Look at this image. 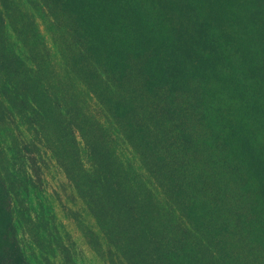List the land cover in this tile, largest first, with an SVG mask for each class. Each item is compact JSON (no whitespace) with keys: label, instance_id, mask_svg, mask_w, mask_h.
I'll return each mask as SVG.
<instances>
[{"label":"trees","instance_id":"16d2710c","mask_svg":"<svg viewBox=\"0 0 264 264\" xmlns=\"http://www.w3.org/2000/svg\"><path fill=\"white\" fill-rule=\"evenodd\" d=\"M36 1L40 15L50 20L52 7L46 0ZM97 1L100 9L98 16L102 19L97 23L102 22L101 27L111 25V30L120 32L122 36L116 32L117 38L120 40L122 37V40L127 41L126 48L134 59L133 66L118 67L123 63L124 55L118 52V48L115 51L112 50L109 62H106V72L111 76L112 83L107 91L111 96H105L103 100L99 98L100 101H98L100 92L96 95L88 87L80 86L78 94L83 96L86 103H92L89 108L95 114L89 117L79 113L78 108L71 104L75 98L69 102L65 101L72 109L62 111L59 107L60 101L51 95L48 88H38L34 91L25 80L21 81L22 84L20 82L13 84L9 78L11 77L10 66L4 64V61L10 59L2 51V55L0 54V123L11 127L13 133L16 132L12 140L16 141L17 151L22 158H26L27 162L33 160L31 158L33 150L40 151L42 148L45 152L52 149L49 140L52 142L53 139L51 136L48 137L49 130H52L55 136L58 133L67 136L68 147L65 151L75 150L79 169L84 172L89 181L84 197L87 198V194L90 197L87 202L106 242V250L102 252V256L106 257L108 264H180V259L184 260L186 253L187 262L191 264H236L231 256L229 260L226 259L228 243L225 240L215 241L221 230L235 234L234 229L237 226H234V223L242 222L243 225L250 223L247 215L242 214L238 208L236 215L230 214L235 206L234 197H229L232 185L246 179L247 175L239 163L237 166L221 164V162L227 163V155L222 152L217 157L212 149L221 148V144L230 157L235 155L234 159L239 156L238 145L234 143L233 146H229V140L223 138L229 134L228 130L223 135L215 133V129L222 124V121L220 123L217 121L216 116L223 114L226 118L224 112L230 110L222 106L224 101H228L230 107L231 100L239 101V104L230 110L232 115L240 119L233 132L230 131L232 136L237 130L247 129L251 132L250 138L259 139L260 133L264 139V0H236L239 2L237 6L243 5L241 21L245 29L240 28L241 22H239L236 36H231L230 32H227L223 40L230 42V39L233 41L236 37L239 38L233 43L236 48V44L241 46L240 62L238 66L232 67L233 72L228 74L229 80H225L221 85L212 82V77L219 75L214 64L216 61L214 55L219 53L206 50L208 46L216 45L213 39L205 37L206 34L204 38L199 35L204 46L201 52L195 49L197 44L196 39L193 38L184 50L178 47L172 52L168 51L160 57H155L154 50L151 51L148 46H145L144 41L135 32H129L131 26L123 22L124 15L122 16L121 10L118 9L116 0ZM129 1L135 3L139 10H134L140 14L141 18L143 17L150 29L147 21L148 14L143 10L141 2ZM5 3L6 0H0V29L5 25L8 16ZM189 6L197 23L198 18L203 15V10L192 2ZM41 16L37 18L41 20ZM88 17L90 20H97L92 10L88 13ZM33 23H35L34 28L39 30L40 23H37L35 19ZM82 26L86 27L85 24ZM198 27L205 32L206 28L201 23ZM243 31H249L250 35ZM86 33L83 38H86ZM207 34L213 35L209 32ZM225 46L213 48L224 52ZM13 64L11 69L19 75V66L24 63L15 56ZM61 70L63 74L65 72L71 78L77 79V72L73 69L69 70L65 66ZM84 72L86 74L87 70L85 69ZM117 72H122L130 77L129 79L136 80L134 84H142L141 92L132 89V82L129 79L126 80V85L119 84L118 80L112 76V74H118ZM98 79L100 77L96 74L97 82L92 84L93 87L99 85ZM144 91H147L149 98L152 96L153 102L148 108L144 105ZM70 95L77 96L74 93ZM224 95L227 96L223 100ZM87 118L96 125L94 132L89 130L94 135L91 137H85L79 133L83 131V128L78 122L82 120L85 124ZM206 123L212 126L210 134L202 130ZM23 131L26 134L33 133L34 136H24ZM113 134L120 138L123 146L131 149L133 153H135L134 147L144 148L150 145L151 141L155 142V139L162 145L159 149L153 146L151 152L156 153L157 159L163 163L146 158L148 178L141 180L137 185L142 191L141 194L124 187L115 169L112 156L104 149V138L107 144ZM220 138L224 139L223 143L219 142ZM179 139L181 143L177 141ZM257 142L263 149L264 155V141L260 139ZM160 151L163 152V156L159 154ZM165 152L167 157L164 156ZM129 154L131 155V152ZM165 160H167L168 171L164 172V175L169 177L176 175L179 180L178 188H176L178 200L184 197L183 193L187 187V215L191 213L190 208L195 197L193 190L200 191L203 185L209 182L205 181L208 171L216 170L215 166L220 164L216 175L219 178L224 176L222 194H220L225 209L223 223L209 228L211 236L206 245L201 244L202 240L196 238V231L174 204L167 201L162 207L160 205L164 191L159 177L163 176V169L160 168H163ZM151 166H155L157 170ZM216 175L215 179H218ZM76 185L79 190L82 189L79 184ZM166 190L169 192L168 187ZM144 213H150L151 216L149 226L152 231L149 232L148 237L143 234ZM183 213L185 214L184 210ZM263 226L264 220H261L259 231ZM231 227L232 230H229ZM146 240L154 245V249L150 248L149 252L144 248ZM62 249H65V246L60 248L61 254ZM196 250L201 251L200 258L193 256ZM69 262V258L65 255L64 264ZM0 264H32L17 239L11 192L1 173V168Z\"/></svg>","mask_w":264,"mask_h":264},{"label":"rangeland","instance_id":"374dc122","mask_svg":"<svg viewBox=\"0 0 264 264\" xmlns=\"http://www.w3.org/2000/svg\"><path fill=\"white\" fill-rule=\"evenodd\" d=\"M46 1L52 7L50 20L40 15L35 0H6L4 6L7 8L9 17H6V23L0 29V54L2 55L4 51L10 59L4 61V64L10 66L11 77L9 78L13 84L25 80L34 91L38 88H48L51 95L60 101L59 107L62 111L71 110L72 107L65 101L69 102L75 98L71 104L78 108L79 113L90 117L95 114L89 108L92 103H86L83 96L78 94L80 86L88 87L96 95L100 92L98 101H100L99 98L110 97L111 94L107 89L112 83L111 76L106 72V62H109L112 50L115 51L118 48V52L124 55L123 63L118 67L133 66V56L126 48L127 41L122 40V37L120 40L117 38L116 32L122 36L120 32L111 30V25L101 27L102 22L97 23L102 20L98 16L100 9L97 0ZM139 1L148 14L147 21L150 29L143 17L141 18L140 14L134 10L138 9L135 3L129 0H116V5L121 10L122 16L124 15L123 22L131 26L129 32H135L144 41L145 46H148L151 51L154 50L153 56L160 57L178 47L184 50L193 38L196 39L197 44L195 49L201 52L204 46L199 35L204 38L206 34L205 37L213 39L216 44L208 46L206 50L219 53L214 55L216 56L214 64L219 75L213 76L212 82L221 85L225 80H229L228 74L233 72L232 67L239 65L241 46L236 44V48L233 43L234 40L236 42L239 40L238 37L233 41L230 39V42H225L223 39L227 32H230L231 36H236L239 22H241L240 28L245 29L241 21L243 5L237 6L239 2L236 0ZM190 2L203 10V15L198 18L197 23L191 13ZM91 10L97 16L96 21L88 17ZM38 16L42 17L41 20L37 18ZM34 19L40 23L39 30L33 26ZM83 23L86 27L82 26ZM200 23L206 28L205 32L198 27ZM85 32H87L86 38H83ZM206 32L213 35L209 36ZM243 32L250 35L249 31ZM214 46H225L226 50L222 52L218 48H213ZM15 56L24 63L19 66V75L11 69V66H14ZM65 66L77 72L78 80L71 78L65 72L63 74L61 69ZM117 73L112 76L118 80L119 84L126 85L125 82L130 77L122 72ZM96 74L100 77L99 85L93 87L92 84L97 82ZM132 79H129L132 82V89L141 92L142 84H134L137 81ZM223 90L226 91V89ZM73 93L77 96L70 95ZM226 96H223V100ZM143 99L147 108L152 105V96L149 98L147 91H144ZM230 102L231 107L228 101H224L222 106L231 110L233 106L239 104L238 99ZM230 110L224 112L226 118L223 114L216 116L217 121L219 123L222 121V124L215 129V133L223 135L228 130L227 136L230 137L223 138L229 140V146H233L234 143L238 145L239 156L233 159L235 155L230 157L221 144V148L212 147V150L217 157L222 152L227 155V163L221 162V164L237 166L239 163V166L244 169L247 178L233 184L231 188L229 197H234L235 206L230 214L236 215L238 208L242 214L247 215L250 223L247 225H243L242 222L234 223V226H237L234 229L235 234L221 230L215 242L225 240L228 243L229 250L225 254L227 260L231 256L236 264H264V226L259 231L260 221L264 220V155L263 149L257 142L264 139L260 133L259 139L250 138L251 132L247 129L237 130L232 136L230 131L233 132L240 119L232 115ZM78 123L83 128L82 132L79 131L80 134L85 137L93 135L90 131L94 132L96 125L91 123V119L87 118L85 124L82 120ZM202 130L210 134L212 126L207 124ZM15 134L11 127L0 123V151H2L0 168L11 192L17 239L27 259L32 264H64V257L67 255L69 264H108L106 257L102 256V252L106 250V242L87 202L90 197L88 194L87 198L84 197L89 181L84 172L79 169L75 150L65 151L68 147L67 136L60 133L55 136L53 131L49 130L48 137L51 136L53 139L49 138L52 140V142L49 140L52 149L45 152L42 148L40 151L33 150V154L31 153L33 160L27 162L26 158H22L17 151L16 141L12 140ZM24 136L34 135L24 133ZM223 138L219 139L220 143L224 142ZM177 141L181 143V139ZM104 145V149L112 156L122 184L134 193L141 194L142 191L137 185L141 180L148 178L146 158L163 163L157 159L156 153L151 152L153 146L158 149L162 146L156 139L155 142L151 141L150 145L144 146L145 149L142 146L134 147L135 153L131 149H126L122 140L115 134L110 137L107 144L104 138ZM159 154L163 156L162 151ZM164 156L167 157L166 152ZM219 166L220 164L215 166L216 170L208 171L205 181L209 182H206L200 191L193 190L195 197L190 208L191 213L188 215L187 187L183 193L184 197L182 199L179 197L180 200H178L176 193L179 185L178 178L176 175L172 177L164 175V172L168 171L167 160L164 161L163 168H160L163 169V176L159 177V180L164 191L161 207L167 201L174 204L190 222L196 231V238L202 240L203 245L210 241L209 228L215 224L220 225L224 216L225 209L220 198L224 176L219 178L216 175L219 172ZM151 167L157 170L155 166ZM215 175L218 179H215ZM76 184H79L82 189L79 190ZM150 217V213H144L143 234L147 237L152 231L149 226ZM244 227L246 230H242ZM229 230H232V227ZM214 244L211 245L214 246ZM62 246H65V249H62L63 255L60 252ZM144 248L149 252L150 248L154 249V245L146 240ZM193 256L200 258L202 253L196 250ZM180 264H191L187 262V253L184 260L180 259Z\"/></svg>","mask_w":264,"mask_h":264}]
</instances>
